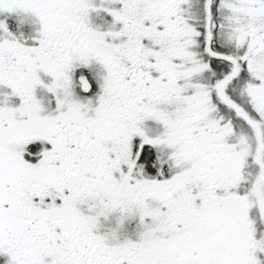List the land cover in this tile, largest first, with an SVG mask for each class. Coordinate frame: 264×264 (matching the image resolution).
Here are the masks:
<instances>
[{
    "label": "snow or ice",
    "instance_id": "1",
    "mask_svg": "<svg viewBox=\"0 0 264 264\" xmlns=\"http://www.w3.org/2000/svg\"><path fill=\"white\" fill-rule=\"evenodd\" d=\"M0 264H264V0H0Z\"/></svg>",
    "mask_w": 264,
    "mask_h": 264
}]
</instances>
